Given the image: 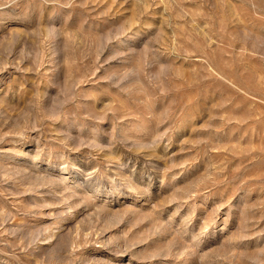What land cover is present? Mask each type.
I'll return each instance as SVG.
<instances>
[{"label":"rangeland","instance_id":"1","mask_svg":"<svg viewBox=\"0 0 264 264\" xmlns=\"http://www.w3.org/2000/svg\"><path fill=\"white\" fill-rule=\"evenodd\" d=\"M0 264H264V0H0Z\"/></svg>","mask_w":264,"mask_h":264}]
</instances>
